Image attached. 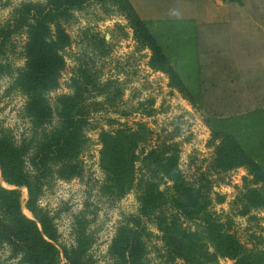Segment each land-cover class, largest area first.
I'll list each match as a JSON object with an SVG mask.
<instances>
[{
  "label": "trees",
  "instance_id": "obj_1",
  "mask_svg": "<svg viewBox=\"0 0 264 264\" xmlns=\"http://www.w3.org/2000/svg\"><path fill=\"white\" fill-rule=\"evenodd\" d=\"M8 4V0H0V7ZM91 5H99L109 13L125 12L141 24L128 0L23 1L7 20L0 22V77L10 78L11 88L25 97L21 112L33 132L30 138L16 142L0 125V251L7 249L20 264H61V256L63 264H94L90 249L95 238L88 230L86 213L75 217L73 245L62 247L58 245L53 219L38 205L55 174L67 178L77 173L74 158L86 141L84 131L93 128L91 116L108 112L121 100L119 83L101 79L93 60L106 56L104 38L86 34L91 53L84 49L76 58V68L66 84L69 93L57 95L53 100L56 110L51 107L48 93L59 89L65 52L71 46L65 25L74 19L75 12ZM151 43L150 39L147 46H153ZM19 44L17 59L23 60L22 67L9 59ZM160 57L161 64L167 67L165 56ZM172 71L174 80L185 91ZM206 85L216 87L211 81ZM200 100L203 115L225 117L260 108L264 93L253 97L204 95ZM100 140L102 169L119 178L130 174L129 186L137 192L138 202L137 212L125 218L111 243L109 264H150L149 245L159 258H165L166 264H217L219 259H230L234 264H264V249L247 248L234 231L233 218L214 211L206 178L188 182L182 175L176 144L164 143L138 158L135 140L127 130L101 132ZM231 140L228 138V144L218 149L220 168L228 171L246 167L253 182L264 184L258 166L246 158L237 141ZM1 182L11 189H4ZM20 188L27 190L25 208L33 220L22 213ZM237 204L242 205L238 210L242 216L261 209L263 189L247 187L235 200L234 206ZM185 224L193 225L195 231L191 233ZM150 225L163 235H155ZM178 232L183 236L181 242ZM152 239L162 242V248L153 245Z\"/></svg>",
  "mask_w": 264,
  "mask_h": 264
},
{
  "label": "rangeland",
  "instance_id": "obj_2",
  "mask_svg": "<svg viewBox=\"0 0 264 264\" xmlns=\"http://www.w3.org/2000/svg\"><path fill=\"white\" fill-rule=\"evenodd\" d=\"M23 1L43 0H8L6 7H0V22L7 20L13 9ZM128 2L143 25H138V20L125 12L119 13L114 8L117 12L109 13L99 5H91L81 12H75L74 19L65 25L71 46L65 52V70L61 73L59 89L48 93L53 111L57 108L54 98L69 93L66 84L76 68V58L84 49L87 54L91 53L86 34L104 38L106 56L92 59L100 71L101 79L117 81L122 94L121 100L116 102L115 107L108 108V112L91 116L93 128L84 131L86 141L74 158V163L78 166L77 173L67 178L55 174L51 187L44 189V194L38 201L39 207L53 219L58 245H73L75 217L85 212L90 220L88 230L95 238L90 249L94 264L110 263L111 243L125 224V218L137 212L138 202L137 192L129 186L130 174L119 178L102 169L100 135L101 132L113 134L117 129H124L135 140L134 153L138 158L160 148L164 143L176 144L178 169L186 180L192 182L206 178L208 184L205 187L211 191L214 211L218 215L233 218L234 231L247 248L256 246L264 249V207L242 216L238 212L242 205L234 206L235 200L247 187L263 189L264 192V184L253 182L246 167H233L224 171L219 166L218 151L228 144V138L237 141L246 158L258 166L264 177V124L257 118L251 127L244 129L246 120L243 121V118L236 122L232 118L203 115L198 99L187 96L186 91L181 90V83L174 80L171 61L166 58L153 36L158 25L142 19V13L136 11V5L134 7L130 0ZM150 39L153 46H147ZM19 40H16L17 43ZM142 42H145L144 46ZM20 50L19 44L16 54L9 55L16 67H22L24 63L22 59H17ZM159 53L165 56L167 67L161 64ZM186 83L190 93H194L193 82ZM12 85L10 78L0 77V125L16 142H20L24 137L30 138L33 132L29 121L21 112L25 97L12 89ZM125 113L129 115L124 116ZM109 119L116 122L110 123ZM138 165L136 162V169ZM123 183L126 187H122ZM1 186L11 189L3 182ZM19 191L23 204L22 213L33 220L25 208L27 190L20 188ZM184 226L190 227L191 233L195 231L193 225ZM150 229L155 235H163L155 226L150 225ZM177 238L181 242V232H178ZM152 244L158 248L163 246L156 239H152ZM150 246V264H166L165 258H159ZM60 263H65L62 256ZM0 264L20 263L18 258H12L4 248L0 251ZM217 264H234V261L219 259Z\"/></svg>",
  "mask_w": 264,
  "mask_h": 264
},
{
  "label": "crops",
  "instance_id": "obj_3",
  "mask_svg": "<svg viewBox=\"0 0 264 264\" xmlns=\"http://www.w3.org/2000/svg\"><path fill=\"white\" fill-rule=\"evenodd\" d=\"M130 2L142 19L158 25L153 36L186 95L197 98L200 107L204 95L253 97L264 93V0ZM189 81L193 82L192 94ZM210 81L216 87L209 88L206 82ZM262 105L225 119L238 122L243 118L244 129L257 118L264 124Z\"/></svg>",
  "mask_w": 264,
  "mask_h": 264
}]
</instances>
